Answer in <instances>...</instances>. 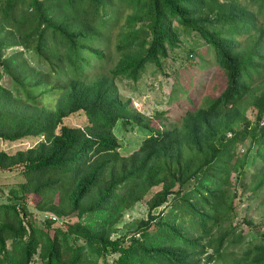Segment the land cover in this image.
Returning a JSON list of instances; mask_svg holds the SVG:
<instances>
[{
  "label": "trees",
  "instance_id": "16d2710c",
  "mask_svg": "<svg viewBox=\"0 0 264 264\" xmlns=\"http://www.w3.org/2000/svg\"><path fill=\"white\" fill-rule=\"evenodd\" d=\"M193 34L224 84L178 123L153 122L163 112L141 113L117 78L162 69ZM118 121L149 130L127 154ZM25 136L38 139L0 148V170L21 175L0 183V264H264V234L232 220L237 197L264 188V0H0V138ZM139 200L146 217L112 237Z\"/></svg>",
  "mask_w": 264,
  "mask_h": 264
},
{
  "label": "rangeland",
  "instance_id": "374dc122",
  "mask_svg": "<svg viewBox=\"0 0 264 264\" xmlns=\"http://www.w3.org/2000/svg\"><path fill=\"white\" fill-rule=\"evenodd\" d=\"M120 23L122 21H119L114 27V33L118 30ZM237 38L241 44L249 42L248 33H241ZM113 41L114 35H112L110 46L104 47L106 54H111ZM185 42H181L179 47L174 48L163 59L162 69H156L151 64L146 66L137 81L117 78L116 84L120 95L122 97H132L134 107L141 113L156 117L157 112H163L160 117L153 119V122H158L157 119L160 120L161 118L167 125L172 122L178 123L180 115L185 109L205 104L209 101V97L217 94L224 84L225 75L215 61L211 46L195 34L189 35ZM11 51V48L6 50L7 53ZM26 54L29 56L28 59L31 64L36 65V67L41 66L35 62V59L31 58L29 52ZM116 57L117 53H113L111 61L107 62L106 65L108 67L112 65ZM1 81L6 85L12 84L10 77L7 75H4ZM42 100L47 105L53 106L55 96L43 95ZM247 113L252 115L250 108ZM66 121L82 125L85 122V117L81 113H74ZM114 132L119 140V151L127 154L139 145L141 140L149 133V130L134 122L125 126L118 121L114 126ZM37 139L38 137L35 136H25L13 141L0 138V148L14 150L29 146ZM248 140L245 141L244 146L248 144ZM20 178L19 168L0 170V183H13ZM238 190L240 191L241 187L238 186ZM30 204L32 205L31 201ZM163 205L158 209L163 208ZM35 211L38 215V210ZM146 215L147 205L145 201L135 202L133 206L124 210L122 217L116 222L115 230L111 236L115 237L133 231L137 226V221L146 217ZM75 218L70 217L69 220L72 221ZM232 220L233 224H237L239 229L246 232L247 239L254 235L259 237L260 234H264V188L253 197L245 196L241 199L238 196L235 201ZM78 242H81V240H78ZM238 250V246L234 247L235 254ZM112 258V254L107 255L108 260ZM209 264H222V260H215L209 262Z\"/></svg>",
  "mask_w": 264,
  "mask_h": 264
},
{
  "label": "built area",
  "instance_id": "2783aa9c",
  "mask_svg": "<svg viewBox=\"0 0 264 264\" xmlns=\"http://www.w3.org/2000/svg\"><path fill=\"white\" fill-rule=\"evenodd\" d=\"M134 102V101H133Z\"/></svg>",
  "mask_w": 264,
  "mask_h": 264
}]
</instances>
